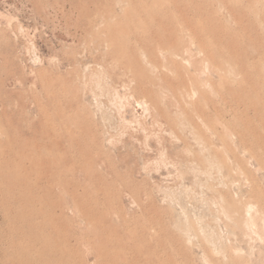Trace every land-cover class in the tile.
<instances>
[{
  "label": "rangeland",
  "instance_id": "1",
  "mask_svg": "<svg viewBox=\"0 0 264 264\" xmlns=\"http://www.w3.org/2000/svg\"><path fill=\"white\" fill-rule=\"evenodd\" d=\"M0 264H264V0H0Z\"/></svg>",
  "mask_w": 264,
  "mask_h": 264
},
{
  "label": "bare ground",
  "instance_id": "2",
  "mask_svg": "<svg viewBox=\"0 0 264 264\" xmlns=\"http://www.w3.org/2000/svg\"><path fill=\"white\" fill-rule=\"evenodd\" d=\"M249 209H250V205L246 206V213H249ZM244 221H245V225H247V226L252 225L251 216H246V217L244 218ZM243 224H244V223H243ZM247 226H246V227H247Z\"/></svg>",
  "mask_w": 264,
  "mask_h": 264
}]
</instances>
